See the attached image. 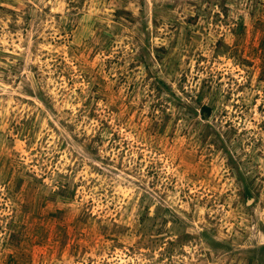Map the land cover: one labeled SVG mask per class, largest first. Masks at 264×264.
Listing matches in <instances>:
<instances>
[{
    "label": "rangeland",
    "instance_id": "1",
    "mask_svg": "<svg viewBox=\"0 0 264 264\" xmlns=\"http://www.w3.org/2000/svg\"><path fill=\"white\" fill-rule=\"evenodd\" d=\"M0 264H264V0H0Z\"/></svg>",
    "mask_w": 264,
    "mask_h": 264
},
{
    "label": "trees",
    "instance_id": "2",
    "mask_svg": "<svg viewBox=\"0 0 264 264\" xmlns=\"http://www.w3.org/2000/svg\"><path fill=\"white\" fill-rule=\"evenodd\" d=\"M204 109H206V108H204ZM208 109V111H209V108H207Z\"/></svg>",
    "mask_w": 264,
    "mask_h": 264
}]
</instances>
